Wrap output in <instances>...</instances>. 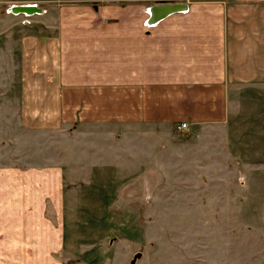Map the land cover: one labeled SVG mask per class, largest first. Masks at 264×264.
I'll return each mask as SVG.
<instances>
[{
    "label": "crops",
    "instance_id": "0c3cea01",
    "mask_svg": "<svg viewBox=\"0 0 264 264\" xmlns=\"http://www.w3.org/2000/svg\"><path fill=\"white\" fill-rule=\"evenodd\" d=\"M172 1H33L45 23L20 37L22 53L32 57H24L16 106L35 109V118L29 124L0 118L6 187L15 184L12 176L31 175L23 161L28 152H15L13 144L55 118L68 122L71 150L78 143L88 154L108 149L123 170L133 164L146 172L172 165L181 171L182 163L193 169L198 151H206L201 140L222 142L238 91L264 88V0H198L149 20L152 6ZM5 19L12 26L11 16ZM58 174L52 188L60 195Z\"/></svg>",
    "mask_w": 264,
    "mask_h": 264
},
{
    "label": "rangeland",
    "instance_id": "374dc122",
    "mask_svg": "<svg viewBox=\"0 0 264 264\" xmlns=\"http://www.w3.org/2000/svg\"><path fill=\"white\" fill-rule=\"evenodd\" d=\"M33 1L0 0V118L14 124L35 118V109L16 106L32 57L21 40L45 22L12 10ZM193 1L171 3H185L184 12ZM238 96L222 142L201 140L206 151L193 169H118L108 149L71 150L69 124L57 118L22 132L13 147L28 152L31 175L12 176L9 187L0 176V264H264V88L247 85Z\"/></svg>",
    "mask_w": 264,
    "mask_h": 264
},
{
    "label": "water",
    "instance_id": "95a60500",
    "mask_svg": "<svg viewBox=\"0 0 264 264\" xmlns=\"http://www.w3.org/2000/svg\"><path fill=\"white\" fill-rule=\"evenodd\" d=\"M187 5L185 3H162V4H156L150 8V12L152 14V21H156L158 19H161L162 17L178 12L181 10H185ZM13 11L15 12H22L26 14L34 13V12H40V9L36 7V5H19L14 6Z\"/></svg>",
    "mask_w": 264,
    "mask_h": 264
},
{
    "label": "built area",
    "instance_id": "2783aa9c",
    "mask_svg": "<svg viewBox=\"0 0 264 264\" xmlns=\"http://www.w3.org/2000/svg\"><path fill=\"white\" fill-rule=\"evenodd\" d=\"M180 127H186V124H185V123H182V124L180 125Z\"/></svg>",
    "mask_w": 264,
    "mask_h": 264
},
{
    "label": "bare ground",
    "instance_id": "6f19581e",
    "mask_svg": "<svg viewBox=\"0 0 264 264\" xmlns=\"http://www.w3.org/2000/svg\"><path fill=\"white\" fill-rule=\"evenodd\" d=\"M26 5H28V4H26Z\"/></svg>",
    "mask_w": 264,
    "mask_h": 264
}]
</instances>
